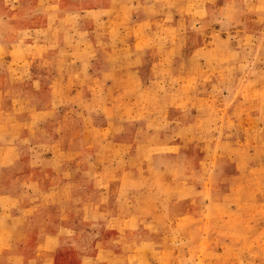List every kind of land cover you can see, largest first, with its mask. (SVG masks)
Returning a JSON list of instances; mask_svg holds the SVG:
<instances>
[{
  "label": "rangeland",
  "instance_id": "obj_1",
  "mask_svg": "<svg viewBox=\"0 0 264 264\" xmlns=\"http://www.w3.org/2000/svg\"><path fill=\"white\" fill-rule=\"evenodd\" d=\"M0 264H264V0H0Z\"/></svg>",
  "mask_w": 264,
  "mask_h": 264
}]
</instances>
